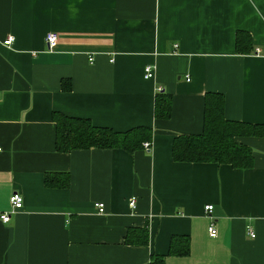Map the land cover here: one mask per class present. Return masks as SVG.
<instances>
[{
    "label": "crops",
    "instance_id": "0c3cea01",
    "mask_svg": "<svg viewBox=\"0 0 264 264\" xmlns=\"http://www.w3.org/2000/svg\"><path fill=\"white\" fill-rule=\"evenodd\" d=\"M159 93L168 119L154 117ZM209 93L225 120L264 125V0H0V215L23 198L0 220V264H264V137L237 138L250 169L172 156L177 137L202 133ZM54 114L150 128V150L58 152ZM174 237L187 255L168 254Z\"/></svg>",
    "mask_w": 264,
    "mask_h": 264
},
{
    "label": "trees",
    "instance_id": "16d2710c",
    "mask_svg": "<svg viewBox=\"0 0 264 264\" xmlns=\"http://www.w3.org/2000/svg\"><path fill=\"white\" fill-rule=\"evenodd\" d=\"M250 45L247 35L238 33L236 36V52L246 53ZM62 86L65 89L64 81ZM224 98L220 94L205 95L203 129L199 135L179 136L173 142L172 156L176 162L213 163L229 165L236 169H250L253 165L252 150L239 143V137H264V125H252L225 120L223 115ZM171 115V98L157 94L154 102V117L168 119ZM56 125V150L68 153L73 150L89 149H121L133 153L142 148L145 142H151L152 130L139 127L119 133L110 129L94 127L89 121L70 119L54 114ZM48 188H67L69 178L63 182H54L49 176L45 177ZM146 232L145 230L143 231ZM183 240L178 247L176 241ZM172 238L168 254L185 256L188 253V238ZM126 242H130L128 239ZM140 243H146L144 239ZM152 263L162 261V257L152 256Z\"/></svg>",
    "mask_w": 264,
    "mask_h": 264
},
{
    "label": "built area",
    "instance_id": "2783aa9c",
    "mask_svg": "<svg viewBox=\"0 0 264 264\" xmlns=\"http://www.w3.org/2000/svg\"><path fill=\"white\" fill-rule=\"evenodd\" d=\"M13 42V38L12 37H8L4 42V46L6 47H10L12 45ZM56 42V35L54 33H49L46 36V46L48 50H51L54 46ZM177 46L175 45V48ZM257 53L259 52L258 50L256 51ZM90 62H92V58L89 59ZM154 77V67L151 65H147L144 67L143 70V78L145 80H150ZM158 91H160V89H158ZM150 142H145L142 144V148L146 151L150 150ZM0 152H1V148H0ZM10 202V206H11V211L8 213H3L0 215V220L2 221V223H7L10 219V215L16 213L17 211H19L20 209H22L23 206V198L19 193H14L12 194V196L9 199ZM136 204V199L135 198H131L129 200V207L134 210L135 209V205ZM95 208L97 209L98 213H103L104 212V206L100 203H96L95 204ZM213 211V205H206L204 207V213L205 215L208 217L211 215ZM208 235L211 238H215L217 236V230L215 228V224L214 223H210V225L208 226ZM247 235L251 238L254 237V233L250 228H247Z\"/></svg>",
    "mask_w": 264,
    "mask_h": 264
}]
</instances>
